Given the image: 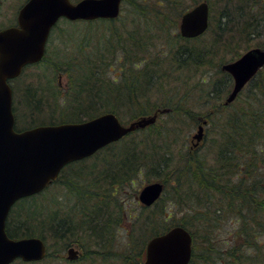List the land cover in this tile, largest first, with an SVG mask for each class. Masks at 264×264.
Masks as SVG:
<instances>
[{
  "label": "trees",
  "instance_id": "trees-1",
  "mask_svg": "<svg viewBox=\"0 0 264 264\" xmlns=\"http://www.w3.org/2000/svg\"><path fill=\"white\" fill-rule=\"evenodd\" d=\"M185 1L130 0L129 8L135 17L141 19L143 14L160 31L168 32L163 41L172 50L166 49L161 57L165 60L170 55V66L178 70L192 67L205 69L211 59L218 58V64L213 66L211 73L199 82L203 91L196 103L206 104L208 108L205 111H194L182 97L173 101L167 99L160 104L159 98L151 100L152 96L159 97V51L155 49L156 43L151 42V58L146 60L142 54L138 57V53L143 52V46L134 42L140 39L139 32H143L139 29L125 32L124 36H121L122 32L116 33L120 36L114 38L118 45H110L107 50L85 43L81 52L51 63L57 78L65 75L68 79L65 90L59 91L58 86H53L57 91L48 94L50 88L33 86L28 80L21 91V104L29 119L27 125L32 124L30 127L44 121L40 117L43 108H63L61 115H52L47 119L52 124L80 120L95 114L100 108H115L120 104L149 106L139 115L153 112L159 115L161 109H169L153 124L129 132L120 140L87 158L67 164L61 170L76 168L77 172L70 176L81 182H86L84 176L91 175L89 183L98 190L103 182L113 186L112 195L125 182L133 183L140 177L150 182L151 173L163 183L161 196L151 206L140 204V211L128 212L125 207L121 210L122 203L118 204L120 216L126 212L128 216V251L121 256L113 250L115 234H112L114 228L117 231L116 213L105 208L108 204L103 195L93 189L77 188L74 180L67 181L70 182L72 202L68 199L66 204L61 205L63 210H46L40 205L28 204L42 191L19 199L6 218L5 230L9 237L40 236L46 242H56L64 247L77 244L83 254L70 260L71 263L83 264L89 260L87 264H112L109 259L116 258L117 264H141L147 238L180 225L189 230L193 239L189 264L195 256H199L194 251L196 237L203 244L200 249L201 255H204L201 256V264L203 257L205 264H264V66L226 105L223 104V97L230 91L232 77L228 73H224L223 78L217 75H221L219 67L222 60L231 61L240 55L238 47L247 50V44L255 40V45L264 47V0H205L210 11L208 32L189 39L197 45L195 50L170 46L171 39H168L170 33L180 39L172 27L195 4ZM60 20L69 24L81 22L85 27L97 21H109L102 18ZM168 21L173 22L170 24ZM58 23L51 29L42 59L47 54ZM124 43L139 46L128 57ZM227 54L232 55L227 58ZM109 96L111 99H108ZM144 97L142 103L140 100ZM13 112L17 129L15 104ZM164 116L166 118L162 122ZM200 117L206 119L208 133L201 146L188 149L185 138L180 137L181 133L184 128L197 126ZM103 154L101 162L117 158L100 174L104 180L97 182L99 176L88 172V169H95V165L87 168L83 163ZM59 203L55 200L53 204ZM49 256L47 251L40 261L18 259L11 264H45Z\"/></svg>",
  "mask_w": 264,
  "mask_h": 264
},
{
  "label": "water",
  "instance_id": "water-1",
  "mask_svg": "<svg viewBox=\"0 0 264 264\" xmlns=\"http://www.w3.org/2000/svg\"><path fill=\"white\" fill-rule=\"evenodd\" d=\"M122 0H26L17 13V25L0 29V264L16 258L37 261L47 249L37 236L12 238L5 221L12 205L20 198L42 191L56 179L69 162L92 155L105 145L139 127L155 122L156 115L144 116L122 124L112 112L81 122L41 124L23 130L14 129L11 89L7 79L16 77L22 67L39 61L50 29L60 17L69 20L115 18ZM209 6L200 1L180 17L179 33L185 37L202 34L208 26ZM264 65V49L253 47L222 65L233 78V87L224 103L231 102ZM164 108L161 111H167ZM192 135L193 145L202 140L204 124ZM163 184L146 183L138 194L145 206L161 195ZM192 254V236L180 225L149 238L142 264H188ZM79 250L67 249V258L76 259Z\"/></svg>",
  "mask_w": 264,
  "mask_h": 264
},
{
  "label": "rangeland",
  "instance_id": "rangeland-1",
  "mask_svg": "<svg viewBox=\"0 0 264 264\" xmlns=\"http://www.w3.org/2000/svg\"><path fill=\"white\" fill-rule=\"evenodd\" d=\"M24 1L25 0H0V29L16 23L17 11L20 8V6L24 3ZM73 1H77V0H73ZM197 1H202V0H190L189 3H191L192 5L194 3H197ZM186 2H188V0H186L185 3ZM129 7H130V0H122L120 12L116 18L106 19L109 21H97L95 24H92L90 27H85L81 22L77 24H69L66 21H63V22L62 20L58 21L59 23L54 28V32L52 34L50 45L48 46L46 56L41 61L37 62L36 64H31V65L26 66L23 69V72L19 75V78L17 77L18 80H16L17 78H15V80H13L12 82V84L15 86V93H16V97H15L16 100L14 104L16 106V117H17L16 127L18 130L30 127L32 125V124L27 125L28 124L27 121L29 119H27V115L25 114L26 110L24 109V106H22L21 104L22 103L21 91L25 83H27L28 80H31V84L33 86H42V87H46L47 89L50 88L51 90L47 91L48 94L51 93V91L53 92L57 91V90H54L53 86H56V87L58 86L59 91L65 90L67 87L68 79L66 78L65 75L59 76L57 78V73L51 68L52 67L51 63H53L54 61L59 62L60 58L66 59L67 57H70L71 55L74 56L75 53L81 52L83 50V47L85 46V43H88L93 47L96 46L97 49L99 50L100 49L107 50L110 48V45L112 47L118 45L114 41V38H117L120 36H116L115 35L116 33L122 32L123 35L121 36H124L125 32H128V31L134 32L137 29L143 30V32H139L140 39L138 41L134 40L135 44L136 42H139V44L143 46V52L138 53V57L141 56L142 54L143 58L146 60L151 58L150 52L153 51V48L151 47V42L156 43L155 49L159 51V97L152 96L151 100L156 101V99L159 98V104H160L166 101L167 99L168 100L171 99L170 101H173L174 99L178 97H182L184 98L185 102H187L188 104L191 105V107H193L194 111H205L208 108V106L202 102L198 104L196 103L197 99L199 98V94L203 91V87H202L203 85H201L199 82L201 81L203 77H207L211 73L210 70L213 68V66L218 64V58L211 59L210 65L205 67V69L204 67H198V68L192 67V68H188L187 70H178L173 65L170 66L172 62L170 55H167V57H165V60L162 59L163 57H161V53L164 52L166 49L172 50L163 41L165 37L168 35V32L160 31L157 27L151 24L150 21L147 19V17L143 16V14H142L143 19L135 17L133 14V11ZM214 14H216V9L214 11ZM168 22L172 24L171 22L173 21H168ZM179 22H180V17L178 18L176 24L172 27V29H173V32L175 31V33H178L180 35ZM142 26H144V29ZM87 28H89L88 31H87ZM206 31L208 32V29ZM109 32L111 33L110 36H109ZM169 35L170 36H168V39L169 38L171 39L170 46L174 45L176 46L175 48H177L178 46L180 48L181 45H184L183 42L179 43L178 39L174 38V36L171 33ZM150 36L152 37V39H150ZM126 41H129V38H126ZM256 42H257L256 40L250 41V43L247 44V46L249 48L260 47V46L255 45ZM186 43L188 45L194 46L192 45L194 44L193 42H186ZM123 46L126 47L127 49L126 55L130 57L133 53V50L137 49L139 45L132 46V45H129V44L127 45L124 43ZM260 48L264 49V47H260ZM245 50L243 48L241 49V47L237 48V52L240 54L244 52ZM230 55L232 54H227L226 55L227 58ZM138 57H136V59H138ZM229 61L230 60H228V62ZM226 62L227 60H222V62L220 63L219 69L221 70V75H219L220 73L217 74L219 78L220 77L223 78L224 73H227V71H225L222 67V65ZM160 74L164 78L161 79ZM232 84H233V81H232ZM232 84H231V87H232ZM142 86H146V85L142 84ZM226 96L227 94L223 97V101L226 98ZM108 99H111V97L109 96ZM144 99L145 97L141 98L140 101L142 102V100L144 101ZM134 102L136 103V101ZM148 107L149 106L143 107L141 103H139L138 106H131V104L130 105L128 104L127 106H125V105L120 104L119 106H115V108H112V107L100 108L99 111L96 112L95 114L88 116V117L86 116L84 118H81L80 120H68L64 122L85 121L99 114L110 112V109H114L111 111L116 114L119 121H121V123L124 125H128L130 122L134 120H137L143 116H148V115H139V113L142 112V110ZM43 109L44 111L41 113L40 117L44 121L38 122L37 124H33V126L38 125L40 123L52 124L49 121H47V119L51 117L52 115L53 116L61 115L62 113L60 112L63 108L59 106L57 107V109H51V110L49 108H43ZM162 113L163 112H160L158 115L157 112H153L149 115L155 114L156 120H157L158 118L161 117ZM135 114H138V115H136L134 119H131V117ZM165 118L166 116H164L162 122H164ZM64 122H61V123H64ZM149 125L150 124L146 126H149ZM144 127H139V128H144ZM139 128H136V129H139ZM196 129H197V126L194 125L190 129L184 128V130L181 133L180 137L183 139L185 138L184 139L185 145L188 146V149H194V148L201 146L208 133L207 127L206 129L204 127V134H203L202 140H200L197 143V145L194 146L193 142H195V140H192V135L195 133ZM133 131H130V132L133 133ZM110 156L111 155L107 156V158H109ZM103 158H104V154L96 159L92 158V160H88L87 163H83V166L88 168V166L95 165V169L94 168L88 169V172L92 174L95 173L97 176H100V174H102L105 171L104 169L105 167H109L111 164H114L112 163L114 161L113 159H116L117 157H114L109 162H107L108 159L105 162L104 161L101 162ZM76 172H77V169L74 167L65 168L60 173L59 179L56 182L50 183L47 186V188H45L42 191L41 195H38L37 197L32 199L31 202L28 204H31L32 206H35V207L40 205L42 208H45L46 210L47 209L48 210L58 209L59 211L63 210V208H61L62 207L61 205H63L64 203L66 204L68 202V199L70 200V203L72 202V199H70L71 196L69 195L71 194L70 192L71 188L68 186L70 182L69 183L67 182L71 180L72 181L74 180V182L77 184V188L82 189V187H84L88 191H90V189L99 191L103 195L102 197L105 199L106 203L108 204V206L105 208H108L107 210L109 212L113 211L116 213L114 214V219L117 222V225H116L117 231H116V228H114V231L112 234V235L115 234V236L113 237V246H114L113 250H115L118 254L122 256L123 253L126 252V250L128 251V247L126 246V243H127L126 230L128 229L129 222H128L127 212L124 214V216H123V213H122V216H120V214L117 212L120 207V206L118 207V204L122 203L121 204L122 207H120L122 211H123V207H125L128 212L135 211V210L140 211L141 202L138 200V194L141 188L149 181L146 182V178L141 179L140 177L136 179L137 182L136 180H134L133 183H130L129 181L125 182L124 185L122 187H119L118 190L115 191V194L112 195L111 192L113 190V186H108L106 184L104 185V182H103L101 189L98 190V188L94 187L95 186L94 184L89 183L91 175L84 176L86 179V182H81L79 179H75L73 176H70L71 174H74ZM156 174L159 175V172H157ZM151 177L152 178L150 182L158 180V178L152 175V173H151ZM100 181L101 180H97V182H100ZM55 200L59 201L61 204L60 203L53 204ZM87 204L90 205V202H88ZM15 206H18V204H16ZM125 211L126 210L124 209V212ZM157 224L159 228V221L157 222ZM223 236H225V234H223ZM23 237H30V236H23ZM37 237H40V236H37ZM41 239L44 241L46 245V249L50 254V256L47 258V262H44L45 264H79L78 262L71 263V261L67 259L66 257L67 249L70 246L64 247V246H61V244L59 243L46 242L43 238ZM71 246H74L75 248H77L79 250V254L83 252L81 248L77 246V244L71 245ZM143 247L145 250V244ZM201 248H203V244L201 243L199 238L196 237V244H195L194 251L197 255L200 256V258L199 256L197 257L195 256V260L192 262V264L202 263L201 256L203 254L201 255V250H200ZM112 254L114 253L112 252ZM141 259H142L141 261V264H142L144 260V256ZM19 260H22V259H19ZM87 261L89 262V260ZM87 261L83 262V264H87ZM109 262H112V264H117V259L111 258L109 259ZM203 264H205V257H203ZM206 264H211V263H206Z\"/></svg>",
  "mask_w": 264,
  "mask_h": 264
},
{
  "label": "bare ground",
  "instance_id": "bare-ground-1",
  "mask_svg": "<svg viewBox=\"0 0 264 264\" xmlns=\"http://www.w3.org/2000/svg\"><path fill=\"white\" fill-rule=\"evenodd\" d=\"M118 15H119V14H118ZM209 21H210V11H209V16H208V26H209ZM208 26H207V28H208ZM207 28H206V30H207ZM206 30H205V31H206ZM205 31H204V32H205ZM204 32H203V33H204ZM180 35H181V34H180ZM188 38H194V37H185V36H182V35L180 36V39H178L179 43H180V42H183V43H184V45H181V47H182V46H185V47L189 48L190 50H195V48H196V46H197L195 43L192 44V45H194V46L188 45V44L186 43V42H190ZM183 40H184V41H183ZM232 81H233V79H232ZM232 87H233V84H232ZM232 87H231V89H232ZM231 89H230V91H231ZM230 91L227 93V96H228V94L230 93ZM227 96H226V97H227ZM225 99H226V98H225ZM225 99H224V101H223V104L226 105V103H224V102H225ZM233 100H234V99H233ZM233 100H232V101H233ZM232 101H231V102H232ZM229 103H230V102H229ZM227 104H228V103H227ZM200 120H201V121H200L199 124L203 123V120H206V119H204L203 117H200ZM206 123H207V121H206ZM206 123H205V124H206ZM199 124H197V125H199ZM154 172L157 173L158 171L155 170ZM103 178H104L103 175H101V176L98 177V180L103 179ZM103 180H104V179H103ZM162 184H163V183H162ZM163 189H164V185H163ZM66 257H67V256H66ZM67 259H68V258H67ZM68 260L70 261V259H68ZM73 260H74V259H73Z\"/></svg>",
  "mask_w": 264,
  "mask_h": 264
},
{
  "label": "flooded vegetation",
  "instance_id": "flooded-vegetation-1",
  "mask_svg": "<svg viewBox=\"0 0 264 264\" xmlns=\"http://www.w3.org/2000/svg\"><path fill=\"white\" fill-rule=\"evenodd\" d=\"M16 77L12 78V79H9L8 80V84L11 88V93H12V112H13V105L15 103V100H16V93H15V86L12 84L13 80H15Z\"/></svg>",
  "mask_w": 264,
  "mask_h": 264
}]
</instances>
